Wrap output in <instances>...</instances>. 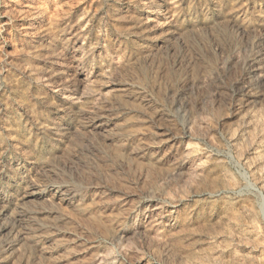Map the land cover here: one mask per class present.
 I'll list each match as a JSON object with an SVG mask.
<instances>
[{"label":"rangeland","instance_id":"374dc122","mask_svg":"<svg viewBox=\"0 0 264 264\" xmlns=\"http://www.w3.org/2000/svg\"><path fill=\"white\" fill-rule=\"evenodd\" d=\"M0 264H264V0H0Z\"/></svg>","mask_w":264,"mask_h":264}]
</instances>
